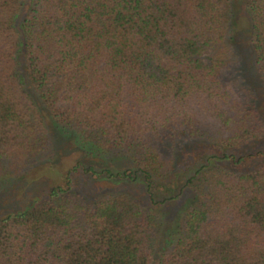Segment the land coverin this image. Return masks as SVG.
I'll return each instance as SVG.
<instances>
[{
	"label": "trees",
	"instance_id": "1",
	"mask_svg": "<svg viewBox=\"0 0 264 264\" xmlns=\"http://www.w3.org/2000/svg\"><path fill=\"white\" fill-rule=\"evenodd\" d=\"M232 3L0 0V170L70 160L0 216V264H264V117L223 81ZM241 4L264 83V0ZM130 183L144 195L110 190Z\"/></svg>",
	"mask_w": 264,
	"mask_h": 264
},
{
	"label": "rangeland",
	"instance_id": "2",
	"mask_svg": "<svg viewBox=\"0 0 264 264\" xmlns=\"http://www.w3.org/2000/svg\"><path fill=\"white\" fill-rule=\"evenodd\" d=\"M234 1L235 4L232 3L231 6L232 10L236 12L235 16L238 17V23L236 26L238 31L237 40L239 48L241 49L232 55L233 62L229 66L230 70L226 71L224 74L223 81L226 87L231 91L235 100L244 101L245 99H248V97L250 98L249 95L251 94L252 96H255L257 108L264 117V83L260 79L255 66L251 65L252 49L249 45L248 39H246L249 26V14L247 11L244 12L241 7L242 0ZM240 31L241 34H239ZM56 145V142L53 141L51 149H55ZM61 145L63 146L65 143L62 142ZM54 153L55 152H52L51 155L50 153L43 154V156H40L35 161L31 160L30 162L24 161L23 159L5 161L3 165L4 168L0 170V216L5 211L21 209L26 206L29 203L28 201H25L28 194H33L49 185V183L52 182L51 180L54 179V174L56 173L55 169L61 170L70 164V160L66 161L67 164L63 162V160L65 161L66 159L62 160L61 158V163L56 164L57 167L53 168L52 166H48L56 160L57 156L55 157ZM118 158L119 157H116L117 162H125V160ZM110 162L111 161L108 163L111 164ZM29 164H32V166H30L31 168H29ZM82 185L83 188L88 191L89 189H94V186L88 185L87 182H83ZM159 188L160 190L163 189L161 187ZM110 190L134 193L135 196L138 194L144 195L141 186L131 183L113 185Z\"/></svg>",
	"mask_w": 264,
	"mask_h": 264
}]
</instances>
